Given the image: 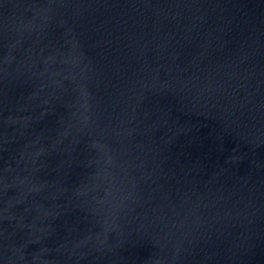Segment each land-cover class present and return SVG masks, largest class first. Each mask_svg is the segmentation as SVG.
<instances>
[{
    "label": "water",
    "instance_id": "95a60500",
    "mask_svg": "<svg viewBox=\"0 0 264 264\" xmlns=\"http://www.w3.org/2000/svg\"><path fill=\"white\" fill-rule=\"evenodd\" d=\"M0 264H264V0H0Z\"/></svg>",
    "mask_w": 264,
    "mask_h": 264
}]
</instances>
